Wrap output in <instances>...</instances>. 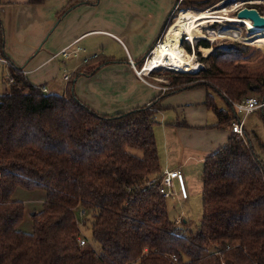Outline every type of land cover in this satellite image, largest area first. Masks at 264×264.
<instances>
[{"label": "trees", "instance_id": "trees-1", "mask_svg": "<svg viewBox=\"0 0 264 264\" xmlns=\"http://www.w3.org/2000/svg\"><path fill=\"white\" fill-rule=\"evenodd\" d=\"M219 1L174 0L172 11L204 10ZM74 5L69 1L57 19ZM199 46L211 47L205 39ZM3 49L0 18L5 57ZM204 60L208 67L195 73L165 69L177 75L165 94L205 88L216 127L235 119L233 102L250 94L264 97L263 49L240 42L212 45ZM12 65H6L8 87L0 93V264H264V161L247 138L231 134L204 158L201 221L184 234L183 222L168 215L160 180L153 126L163 95L109 115L77 96L80 71L64 93H54ZM258 146L264 150L263 142ZM17 186L46 194L31 216V232L18 228L25 207L12 198Z\"/></svg>", "mask_w": 264, "mask_h": 264}, {"label": "crops", "instance_id": "crops-1", "mask_svg": "<svg viewBox=\"0 0 264 264\" xmlns=\"http://www.w3.org/2000/svg\"><path fill=\"white\" fill-rule=\"evenodd\" d=\"M69 1L75 5L57 19ZM173 3L0 0L5 54L0 55V64L7 68L1 59L8 61L29 82L54 93H64L69 78L80 71L77 96L97 112L109 115L148 105L163 95L153 126L161 170H179L184 182L192 180L202 171L204 158L226 143L231 135L229 125L225 130L215 126L217 118L205 104V88L165 94L158 89V80L146 78L152 84L142 81L130 65L131 59L138 70L137 64L160 38ZM93 68L96 70L90 73ZM259 110L262 113L264 107ZM245 125V138L258 145V133Z\"/></svg>", "mask_w": 264, "mask_h": 264}, {"label": "rangeland", "instance_id": "rangeland-1", "mask_svg": "<svg viewBox=\"0 0 264 264\" xmlns=\"http://www.w3.org/2000/svg\"><path fill=\"white\" fill-rule=\"evenodd\" d=\"M181 0H179L180 2ZM238 4V5H237ZM242 8H255L258 13L264 17V0H221L217 3H215L213 6L208 7L204 10H210L213 12H217L216 15L218 16H236L237 12L242 9ZM183 9H190L193 11H203V10H196V9H191V8H180L178 10H183ZM231 9H234L233 11H230ZM237 9V10H235ZM178 10L171 11L170 17L168 19V22L171 24L172 19L174 18L176 12ZM229 10V11H227ZM221 12V13H220ZM227 12V13H226ZM169 25L167 26V28ZM204 27V28H202ZM231 27H237L242 29V37H239L237 35H231V38H225L223 39L226 34L229 32V29ZM165 29V31L167 30ZM201 29L204 33H207L206 31L213 30L214 33L219 34L221 36L220 38H216L213 40H216L211 43L210 40L205 39L206 36H201L200 38L197 37L195 39V47L191 42L188 40L182 38V41H186V43L189 46V50L185 48L183 45V42H180L181 46L188 52L195 51L197 55V60L203 65V67H208L209 60H204V58L208 55H204L201 51L198 50L200 40L205 39L209 42L210 46L209 49L210 51L212 50V45H217V46H228L229 44L233 42H240L246 45L250 46H257L261 49L264 50V45H260L257 42L252 40V37L257 34V35H264L263 32H255V33H249L245 28L244 24L238 23V22H232V21H226L223 19L216 20L215 22H206L205 24H202ZM164 31V32H165ZM259 33V34H258ZM211 34V32H210ZM164 33L160 37V39L163 37ZM202 35V32H201ZM209 38L210 35H207ZM235 39V40H234ZM237 40V41H236ZM203 47V46H202ZM193 50V51H192ZM209 51V52H210ZM150 55V51L147 52L145 57H148ZM146 59V58H145ZM202 67V68H203ZM165 69H170L167 67H160L155 69L152 73L153 77L158 78V82L160 85H170L172 82V78H175V74H167L165 72ZM201 69V68H200ZM173 70V69H171ZM199 70V69H198ZM175 72H178L177 70H173ZM8 69L3 68L0 64V93L3 92L7 87L8 84L5 82L6 79H8ZM181 72V71H179ZM191 73V72H190ZM195 73V72H194ZM72 75V74H71ZM173 76V77H172ZM157 81V80H156ZM76 81L74 82V89L76 92ZM214 95V100L218 107H225L224 101L219 98L216 94ZM254 94H250V96H253ZM257 111V110H256ZM245 127L249 128L252 127L254 129L262 142H264V111L261 113V111H257L250 116H246L245 118ZM155 126V125H154ZM221 130H225V127L220 128ZM156 135H157V130H156ZM158 139V135H157ZM253 145L255 149L258 151L260 157L264 161V150L260 149L259 146L256 144V142H253ZM185 187L187 190V198H182L179 192L178 184L175 181V186L174 188L170 189L171 196L166 198L167 202V207H168V215L170 218H174L177 222L182 223L181 229L184 230V234H188L190 232H194L197 228L198 225L201 221V216H202V201H201V172L195 176L194 179L192 180H187L185 179ZM165 190H168L165 188ZM45 192L40 189H25L24 187L17 186L15 190L12 193V198L16 200H20L23 202L24 205V217L23 220L19 223L18 228L22 231L25 232H31L32 231V221H31V216L32 214L36 211H40L42 208V202L45 199ZM183 220V221H182ZM82 221V220H81ZM83 223V221H82ZM187 223V224H184ZM86 226L80 225V230L83 233H86L85 228ZM89 234V232H88ZM83 237V236H82Z\"/></svg>", "mask_w": 264, "mask_h": 264}, {"label": "bare ground", "instance_id": "bare-ground-1", "mask_svg": "<svg viewBox=\"0 0 264 264\" xmlns=\"http://www.w3.org/2000/svg\"><path fill=\"white\" fill-rule=\"evenodd\" d=\"M233 10L234 9H231L230 11ZM216 14L217 12H213L210 10H178L174 18L172 19L171 24L164 32L163 37L160 41L157 42L150 57L145 61L144 68L139 69V71L142 74H147L149 70H154L160 67H167L181 72H197L198 69L203 67V65L197 60V55L195 51L194 53L188 52L181 46L180 38H184L186 36V40L190 41L193 46L195 45V39L197 37H207V35H210V40L220 38L221 36H219V34L214 33L215 31L213 32V30L208 31L207 35L204 34L201 29V26L206 22H215L216 20L223 19L226 21L244 24V28L249 33L264 31V28L254 26L248 18H238L237 16H218ZM232 34L242 37V29L237 27H231L224 38H229ZM252 40L260 45H264V35L255 34L252 37ZM198 50L201 51L204 55H207L210 51L209 48L202 46H199Z\"/></svg>", "mask_w": 264, "mask_h": 264}, {"label": "built area", "instance_id": "built-area-1", "mask_svg": "<svg viewBox=\"0 0 264 264\" xmlns=\"http://www.w3.org/2000/svg\"><path fill=\"white\" fill-rule=\"evenodd\" d=\"M204 28V27H202ZM209 30H207L206 32L208 33ZM207 33H204L207 35ZM186 37V36H185ZM200 38V37H199ZM230 39H232L231 37H229ZM182 39V37L180 38ZM186 39V38H184ZM205 39L210 40L209 38L205 37ZM225 39V38H223ZM161 39L159 38L156 43L154 44V46L151 48L150 50V55L155 47V45L157 44L158 41H160ZM235 40V39H234ZM211 43L216 41V40H210ZM237 41V40H236ZM190 42V41H189ZM193 51V50H192ZM194 52V51H193ZM150 55L148 57H146V59H144L142 66L140 68H138V70L135 69V65L134 62L130 59V65L132 66V68L135 70L136 74L141 78L142 81L152 84L151 82L148 81V79H154L155 81L158 80V78L153 77L152 73L155 70H149V72L147 74H141V72L139 71V69H143L144 68V63L145 61L150 57ZM2 61H4L6 64H10L8 61L1 59ZM157 69V68H156ZM171 70V69H170ZM65 79H68L69 76H65ZM148 78V79H146ZM11 81V79H10ZM158 89H160L161 91H166L167 89L170 88V86H165V85H159L157 86ZM43 91L46 92V89L43 88ZM234 110H235V119L230 122L229 124V130H230V134H235L240 138H245L244 136V131H243V125L245 122V118L246 116H248L249 114L255 112L258 109H261L264 107V97H258V96H248L246 98H244L241 101H237V102H233L232 103ZM161 185L162 188L164 189V196L165 197H170L171 196V192L170 189L174 188V182L176 181L178 184V188H179V192L181 197L187 198V190L185 187V182L183 179V175L179 170H166L162 173L161 176ZM151 182H154V180H152ZM165 188H167L168 190H165ZM83 212H81L82 215ZM78 242L81 246L85 245V238L82 236L78 237Z\"/></svg>", "mask_w": 264, "mask_h": 264}, {"label": "water", "instance_id": "water-1", "mask_svg": "<svg viewBox=\"0 0 264 264\" xmlns=\"http://www.w3.org/2000/svg\"><path fill=\"white\" fill-rule=\"evenodd\" d=\"M236 16L238 18H248L254 26L264 28V17L255 8H242L237 12ZM180 42H183L182 39H180Z\"/></svg>", "mask_w": 264, "mask_h": 264}]
</instances>
